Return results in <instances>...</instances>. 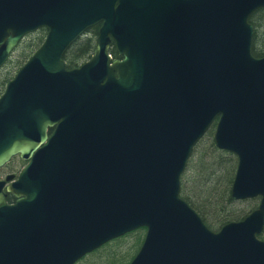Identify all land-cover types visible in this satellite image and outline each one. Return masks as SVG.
<instances>
[{
	"label": "water",
	"instance_id": "1",
	"mask_svg": "<svg viewBox=\"0 0 264 264\" xmlns=\"http://www.w3.org/2000/svg\"><path fill=\"white\" fill-rule=\"evenodd\" d=\"M261 9L264 0H0V69L47 30L0 98V170L29 162L0 180V264H77L140 229L131 264H264V57L250 23ZM98 25L92 60L68 71L65 54ZM113 41L123 60L110 66ZM214 125L216 147L238 160L232 199H259L218 232L181 197Z\"/></svg>",
	"mask_w": 264,
	"mask_h": 264
},
{
	"label": "trees",
	"instance_id": "2",
	"mask_svg": "<svg viewBox=\"0 0 264 264\" xmlns=\"http://www.w3.org/2000/svg\"><path fill=\"white\" fill-rule=\"evenodd\" d=\"M250 23L255 28L253 55L257 58H262L264 57V9L257 11L250 18ZM97 31V28L90 30L87 38H96ZM44 37L33 40V42H29L26 45L29 54L24 57L23 63L18 67V71L41 46ZM65 61L69 66H72L73 61L68 53L65 55ZM10 74L4 80L3 88L0 90V97L5 91L6 84L14 78ZM214 131L215 127L211 128L205 138L195 148L181 179V197L200 215L209 229L218 232L231 222L244 220L257 209L259 200L235 202L232 199L231 188L235 179L238 160L233 154L221 151L216 147ZM137 233L130 234L114 242L121 243L125 238ZM260 238L264 241V232ZM142 243L143 239L140 241L135 254L130 259L128 258L129 260L127 259L129 255L124 254L116 259L113 264H130L141 248ZM98 252L100 250L96 253Z\"/></svg>",
	"mask_w": 264,
	"mask_h": 264
},
{
	"label": "rangeland",
	"instance_id": "3",
	"mask_svg": "<svg viewBox=\"0 0 264 264\" xmlns=\"http://www.w3.org/2000/svg\"><path fill=\"white\" fill-rule=\"evenodd\" d=\"M45 36V33L36 34L34 36L26 39L22 45L17 49L5 68L0 72V90L3 88V83L5 78H7L8 74L16 76L18 73V67L23 63L24 57L29 54V51L26 48V45L29 42H33V40H38ZM87 37V36H85ZM20 161L15 159L8 165L4 170L0 171V180L5 179L7 176L12 175L13 169H20ZM146 232L140 231L135 235H131L124 239L121 243L112 242L108 244L106 247L100 250V252L90 255L84 260H82L79 264H113L116 259H118L121 255L128 254L127 259L134 255L137 247L142 239L145 238ZM128 259V260H129ZM127 260V261H128Z\"/></svg>",
	"mask_w": 264,
	"mask_h": 264
},
{
	"label": "flooded vegetation",
	"instance_id": "4",
	"mask_svg": "<svg viewBox=\"0 0 264 264\" xmlns=\"http://www.w3.org/2000/svg\"><path fill=\"white\" fill-rule=\"evenodd\" d=\"M99 30H100V26H99L98 31H97V36L99 34ZM87 37H88V35H87ZM87 37H85L83 39H79L75 43L76 45H73L69 49L68 54L70 55V58L73 61L72 66L68 65L69 71L75 70V69H80L82 66L89 63L92 60L93 55H94V51L96 48L97 38L90 39ZM108 55H109V58L111 59L110 66L113 65L114 61H122L123 60V57L119 54L118 49L116 47V43L114 41L108 50ZM52 132H53V130H51L49 132V134L51 135ZM15 159H18L20 161V163H21L20 169L19 168L13 169L12 173H13V175H16L17 177H19L20 172L27 165V163H24L20 158H15ZM15 159H13V161ZM1 180H3V179H1Z\"/></svg>",
	"mask_w": 264,
	"mask_h": 264
}]
</instances>
